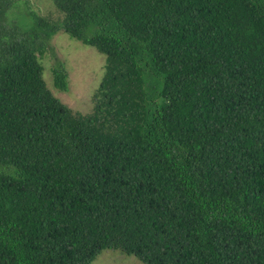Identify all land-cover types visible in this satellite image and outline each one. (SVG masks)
<instances>
[{
	"label": "trees",
	"instance_id": "1",
	"mask_svg": "<svg viewBox=\"0 0 264 264\" xmlns=\"http://www.w3.org/2000/svg\"><path fill=\"white\" fill-rule=\"evenodd\" d=\"M51 1L0 0V264H264V0ZM60 31L105 56L88 113Z\"/></svg>",
	"mask_w": 264,
	"mask_h": 264
},
{
	"label": "rangeland",
	"instance_id": "2",
	"mask_svg": "<svg viewBox=\"0 0 264 264\" xmlns=\"http://www.w3.org/2000/svg\"><path fill=\"white\" fill-rule=\"evenodd\" d=\"M28 1L39 14H56L51 0ZM5 16L7 23L14 20L19 26L31 24L24 0H15ZM40 60L43 65V78L53 94L74 112H90L93 106L92 95L99 85L105 56L94 47L84 45L60 31L52 36ZM58 63H62L67 72L68 89L66 91H60L53 85L52 70ZM92 264L144 263L133 255L104 250Z\"/></svg>",
	"mask_w": 264,
	"mask_h": 264
}]
</instances>
